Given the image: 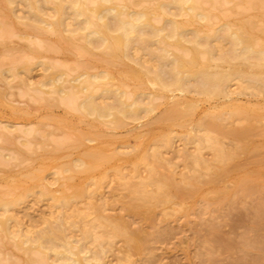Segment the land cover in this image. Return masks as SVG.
I'll return each instance as SVG.
<instances>
[{"label": "rangeland", "instance_id": "obj_1", "mask_svg": "<svg viewBox=\"0 0 264 264\" xmlns=\"http://www.w3.org/2000/svg\"><path fill=\"white\" fill-rule=\"evenodd\" d=\"M135 1L147 5L160 0ZM246 1L250 3V7ZM200 2L203 7H209L215 13L211 16L212 18L210 17L211 19H208V24L212 26H217L225 19L232 20L244 15L255 14L251 16L254 26L264 27V15L260 18L256 17L264 11V0H245L247 6H244L245 3H241L244 2L243 0H200ZM20 12L19 10L18 13L20 14ZM21 26H16V29L12 27L13 33L7 32L8 35L3 34L1 35L3 37L0 36L2 38L0 40L1 68H6L9 63H15L17 58L24 57L26 53L29 61H33L31 70L26 69L25 71V69L20 68L14 77L13 75L10 76V73L5 69L6 72H2L3 78L0 79V132H6L12 138L11 144L2 143L3 147L0 146V191L6 189L9 184L15 185L14 192L22 191L23 187H27L24 190L23 197L11 203L12 205H7L10 214L6 217V221L8 225L14 228L10 227L12 230L24 227L23 231L25 233L27 231L30 238L40 237L45 245L57 241L55 245H59V249L62 247L64 237L65 239L70 237L72 239L69 240L74 241L77 236L76 239L80 238L79 242L82 243L80 247L85 250V255L91 259L89 260L90 264L96 262L92 260L94 257L99 258L98 264H110L111 262L112 264H264V253H262L264 252V244H262L264 241H262V245H258L260 248L258 246L257 249L248 248L249 251L244 250L241 245L243 237H252V235H255L254 232L260 230H252L257 225V220L259 221L261 218V220H264V214H258L255 210V205L264 202V130L261 131V129H264V85L260 81L245 80L242 83L240 80L234 79L235 81H231L232 84L229 88L231 87L230 89L233 91L231 93L233 95H230L235 101L241 102V104L248 103L250 106L257 104L255 107H263V111L258 110V115L250 119V122L242 118L246 114L243 111L241 112L242 115L229 117L230 120L228 117L227 120L226 118L222 119L224 120L222 124L226 123L225 121H232L236 128L254 123L253 125L257 129L247 135V137H250L249 139L238 140L230 136L227 137L228 135L223 134L217 128L211 129L209 127L210 131L208 133L202 130L204 124H201V122L208 119L204 116L209 111L204 107L208 108L210 103L217 102L216 100L219 101L222 97H217V99L214 97L208 99L209 101L204 99L205 101H203L200 97V99L196 97L199 95L194 97L195 94L190 93L182 94L183 97L185 96L184 98L181 94L178 97H168V99L165 97L166 102L163 100L164 97L159 99L155 96V99L152 98L151 102H155L156 104H152L159 107L157 108L154 105V112L152 110L151 114L150 112L147 114L141 112L135 118L127 116L122 119V122H119L120 124L123 123L122 125L119 123L117 125L114 122L109 124L110 120L98 118L95 121L96 118L92 120L91 116V118L81 116L82 113L76 108L75 104L82 98L80 96L82 93H79L77 100H75V97L74 101H68L58 96L57 93H46V91L40 93V91L32 90L31 87L35 85L38 77L41 78V74L46 71L44 65L35 63L37 58L31 57V51L37 53L40 60H50L56 65V70L55 68L53 70H65L67 79L79 72L94 71L99 69L100 66L99 68L90 67L87 55L83 54L81 50H77L78 48L73 47V45H69L67 50L61 52L54 48V45L51 46L50 35H36L31 30L28 31L29 29L25 30L27 27ZM19 27L22 28L20 30L22 31L21 36ZM257 27L256 29H258ZM39 37L43 39H39ZM11 58H15V61L12 62ZM75 63L77 67L73 65ZM113 68L115 72H119L118 69H115V66ZM4 74H8L6 77L10 80ZM22 74L25 77L27 75L26 79L25 77L22 78L23 81L20 78ZM19 79L21 82H18ZM130 81L128 82L131 83L132 81ZM23 82L28 83L25 85ZM64 82H66L65 85L69 84L67 83L68 80ZM251 82L253 83L251 84ZM153 87V85L150 88L149 84L145 85L143 93L147 91L155 92L156 87L158 89V86H155V89ZM125 88L129 90L130 86L125 85ZM174 92L179 91L175 90ZM141 93L140 95L144 97L148 94L142 93V95ZM129 95L125 98L127 101L133 96ZM165 95H171V92L167 91ZM190 98H196L198 102L200 100V106L196 102L199 107L196 105L195 109H189V111H186L182 106L179 110L180 114L176 113L170 120L166 118L168 117L166 116V109L170 107L169 105L172 102L179 100L182 105L186 99ZM140 99L147 101V98L140 97ZM182 111H184V114H181ZM223 115L227 116V114ZM207 116L209 115L207 114ZM234 120L235 122H233ZM108 124L110 127L107 126ZM5 125L10 126L13 130L6 131ZM1 141L2 138L0 137ZM245 141L247 147L242 149L239 145ZM91 146L101 147L111 157L103 162L99 158L98 160L91 159L93 162L90 160V165L93 164V166L91 165L90 169L84 170L80 167L77 169L75 162H73L78 161L75 160V157L81 156V152L83 153ZM217 147H221L223 152L227 153L229 150L234 151L232 158H226L227 155L221 158L222 160L217 158L214 153L217 151ZM17 150L21 151L22 154H17ZM136 151L138 157L143 156L137 158ZM127 154H131L130 157L134 160H127ZM159 155L162 158L156 160V156ZM195 155L202 156L200 158H203V162L200 160L198 163H194L192 158ZM150 162L155 163V176L159 177L163 173L161 175L168 177V179H165L164 187L161 184V189L165 190L167 188L169 192H174V195L170 201L151 203L148 208H139L136 215H134L135 213L131 215L128 210L122 207V205L128 204L129 196H127V190H125L122 180L117 175L118 169L121 168L122 173L129 176L133 170L144 176L148 173ZM221 166H229L230 170L218 175L221 176L219 178L216 176L215 183L213 182L214 172L212 171H217ZM38 167H41V170ZM36 168L42 177L38 185L27 178V174ZM65 168H69L70 172H68L69 170L66 171ZM248 170V173H251L254 178H248L244 182L235 180L238 184L235 183L234 179H237L238 175H242L243 172L246 173ZM182 172L198 175L200 181L197 185L198 188H195L194 185L189 187V184L182 180ZM68 174L71 175L70 178H66ZM174 178L180 186V191L177 189L178 184H173L176 182ZM76 184L82 185L87 192H91V199L99 206L85 205L78 198H72V190ZM150 185H152L149 186L152 189L157 188L155 184ZM61 189H65L66 193L72 196H70L72 200L69 198L70 201L75 202L74 199L76 198V201L78 200L75 202L77 205H71L72 208H68V205H58L59 201L51 200V196L59 194L58 192ZM226 189L234 190L236 197L234 196L232 200L228 201L223 196ZM47 193L48 195H45ZM7 197L11 198V195ZM52 201L53 204L56 202L57 205H52ZM101 206H104V208H101ZM118 206H120V209ZM186 206L188 207L186 208ZM190 206L191 208H189ZM0 208V212H3V208ZM99 209L100 212L98 211L99 214H97L96 212ZM103 210L107 215L109 214L110 220L118 215L121 218L124 217L125 219H123L127 220L128 223V231H133L134 228L138 230L136 237L139 236L137 238L139 240H135L136 237L129 240L124 234H116L119 231V228L117 229L118 225L113 223L116 228L114 229L112 220L108 219L109 217L106 222L104 220L106 213L103 215ZM256 215H259V217ZM98 216L99 219H96ZM88 224L91 225H89V228H94V231L90 228L93 231H91L92 233L89 232L90 230L84 233L88 228ZM50 229L52 239L49 240L47 232L50 233ZM52 229L53 231L56 230L54 235ZM82 230L84 231L82 232ZM93 235L97 236L94 237ZM133 242L134 244L137 242L140 244L137 247L138 249ZM28 253L30 254L28 255ZM79 254L81 255L82 252ZM40 256V254L35 255V252H24L20 248L18 249L12 237L0 234V264H38L39 262L40 264H46V261L47 264H50V261H48L50 259H57L54 263L60 264V262H63L57 258L54 252L52 254V251H50V259Z\"/></svg>", "mask_w": 264, "mask_h": 264}, {"label": "bare ground", "instance_id": "obj_2", "mask_svg": "<svg viewBox=\"0 0 264 264\" xmlns=\"http://www.w3.org/2000/svg\"><path fill=\"white\" fill-rule=\"evenodd\" d=\"M130 1L128 0H0V36L3 34L8 35L7 32L13 33L14 30L12 29V27L15 28L16 26L23 25L25 28L27 27L25 30L29 29L28 31L31 30V32H34L36 35L37 34L48 35V36L50 35L51 46L54 45L53 47L56 48L57 50L64 52L65 50H67L69 45H73V47L78 48L77 50H81L83 54L87 55L90 67L94 66L99 68L100 66L99 69H95L94 71L79 72L73 75L71 78L67 79L65 70L55 71L56 65L50 62V60H40L38 58V54L31 51L32 53L31 57L37 58V62L35 61V63L44 65L46 71V72L43 71L45 73L41 74L42 76L41 78L38 77V80L35 82V85L31 87L32 90H36L37 92L40 91V93L45 91L46 93L48 92H53V94L57 93V95L59 94L58 96L68 101H74L75 97H76L75 100H77L79 93H82V95H80L82 96V98L78 100L75 105L76 108L82 113L79 114H81V116H84L85 118L87 116L89 117L91 116L92 118L91 117L90 118L92 120L96 118L95 121L98 118L101 120H110L111 122L109 121V124L114 122L115 124L119 125L120 124L119 122H122V119L123 118L125 119V117L127 116H132L133 118H135L138 117L139 113L141 114V112H144L146 114L150 112L151 114L152 113L151 110L152 111L155 110L154 105L156 103L151 102L152 98L155 99L154 98L155 96L156 98L158 97L159 99L161 97L164 98L166 97L168 99V97L170 98L174 96L178 97L179 94H181V96L183 97L182 94L185 95L186 93H190V94H195L194 97L196 95H199L196 97H198V99L200 98L203 99V101H205L204 99H207L206 101H209L208 99L214 97H216V99L217 97H222L220 99L225 98L226 100H220L218 98L219 101L216 100L217 102H214L212 99L214 103L212 102L209 104V106L207 105L208 108L204 107L207 110H209L207 113L209 116H207V114L206 116H204L207 117L208 119L205 121L202 120L201 124H204L202 130L208 133L210 131V128L211 129L217 128L221 130L223 134L228 135L227 137L230 136L233 137V139L236 138L238 140H244L246 138L249 139L250 137H247V135L255 131V129H257L253 125L254 123L252 124L244 123L246 125L244 126L241 125L242 127L236 128V126L233 125L234 123H232V121H228V122L225 121L226 123L222 124V121H224L222 119L226 118L227 120V117L229 118L232 116H238V114L242 115L241 112L243 111V113L246 114L243 115L242 118L247 119L250 122V119L258 115L259 112L258 110H262L263 108L260 106L255 107L257 104H255V106L252 105L250 106V104L248 103H245L248 105L241 104V102L238 103L237 101H235L233 97H231V95H233L231 94L233 91L230 89L231 87L229 88V86H231L230 84H232L231 81L234 79L238 81L240 80L242 83L245 80L247 81L257 80L264 85V27L261 26L257 27L255 25L258 28L256 29L251 19V16H254L255 14L244 15L232 20L225 19L222 22L218 23L217 26L216 25L212 26L211 24H208V19L211 16L215 15V13L211 10V8L209 9V7L208 8L203 7L201 5L202 3L200 2V0H160L153 4H147V5L141 4L140 2H137L135 0L131 2ZM243 1L244 2L241 3L242 4L245 3L244 6H247L249 2L246 1L247 2L246 4L245 0ZM249 5L250 3L248 4V6ZM19 10L21 11L20 14L18 13ZM262 15H264V11H262V13H260L259 16L256 15V17L260 18L262 17ZM21 29L22 28H20L19 31ZM20 33L22 34V31H20L19 34ZM39 39H43V38L39 37ZM0 40H2V38H0ZM26 55L27 53L24 55V57L17 58L18 60L16 59L15 63L13 62L15 58L14 59L11 58L10 60L13 62V64L9 63V65L6 68H1L2 65L1 62L0 79L3 78L2 72L4 71L5 73L6 72L5 69L7 70L8 73H10V76L17 75V72L18 70H20V68L25 69V71L26 69L31 70L30 68L33 64V61L32 62L31 60L29 61V57H27L28 55L27 56ZM73 65H76V63ZM114 66L116 70L118 69L119 71L118 73L113 70ZM54 68L55 70H53ZM6 75L8 74H4L5 77ZM22 76L23 74L20 76L21 80L22 78L25 77ZM21 80L19 79L18 82H21ZM67 80H68L67 83L69 84L65 85L66 82L64 81ZM128 81H130L131 83H129ZM23 83L25 84V82ZM27 83L28 82H26L25 85H27ZM242 83L241 85H243ZM252 83L253 82H251V84ZM148 84H149V88L150 86L153 85L154 87L158 86V89L156 87L155 92L153 91L148 92L147 90H145L147 92L143 93L144 86ZM248 84L251 86L250 83ZM125 85L130 86L129 90L125 88ZM26 87L28 88V86ZM175 90L179 92L176 93L174 92ZM167 91H170L171 95H165V92L167 94ZM138 92L139 95L140 92H142L143 94L148 93L147 96L145 97L140 95V97H143L144 99L147 98V101H142L141 100L142 98L140 99ZM129 94L133 96L129 101H127L125 98ZM35 97L37 98V95ZM164 98H163L164 101L167 100L166 98L165 99ZM111 99L112 101H110ZM196 102H198L196 98L195 99L190 98L188 100L186 99L182 103V105L179 100L172 102L173 104L171 103L172 105L170 104L169 105L170 107L166 109L167 110L166 116H168L166 118L170 120V118L173 115L175 116L176 113L180 114L179 110L180 107L182 106L186 109V111H189V109H193L194 107L196 108L197 105ZM199 102L198 104L200 106L201 102L200 103ZM158 103L160 104L159 101ZM155 106L157 107V105ZM184 111H182L183 113L181 114H184ZM223 114H227V116H224ZM166 118L164 117V119ZM101 120L98 121L100 122ZM233 122H235V120ZM109 124L107 125L108 127H110ZM4 127L6 131L13 130L8 125H5ZM263 130L264 129H261L262 132ZM0 137L2 138V141L0 142L1 147H3L2 143L4 144L12 143V138L8 136L6 132L2 133L1 131ZM235 144L238 145V143L236 142ZM239 146H241L242 149L246 148L247 147L246 141ZM136 148L135 150H137ZM141 150L144 151L143 149ZM16 152L17 154H22L21 151L17 150ZM233 152L234 151L231 150H229L228 153L223 152V149H221V147H217V151H215L214 153L217 158L221 159L227 155L226 158L230 159V157L234 154ZM81 154H82L81 156H78L77 158L75 157V160L78 161H73V162H75L74 164H76V166L75 165L74 166L77 167V169L78 167H80L81 169L84 170L88 169L91 165L93 166V164L90 165L91 159L98 160L99 158L100 161L103 162L111 157L110 154H107L106 152L103 151L101 147H97V146H91L83 153L81 152ZM137 154L138 152L136 151V156ZM130 155L131 154H127L126 159L131 161L134 160L133 158L130 157ZM132 157L134 156L132 155ZM139 157L137 156V158ZM200 157L199 155H195L192 158L194 160V163H198L200 160H202L203 162V158ZM160 158L162 157L159 155L156 156L155 159L158 160ZM154 164L153 162H150L148 164L149 170H147L148 173L144 176L140 175L134 170L132 171V174L129 176L125 173H122L120 167H119L120 169H118L119 171L117 175L119 179L122 180L125 190H127L126 192L127 196H129V201H127L128 204L127 205L125 204L126 206L122 205V207L123 209L128 210L131 213V215L134 213H135L134 215H136L138 213L139 208H144V209L148 208V206L151 203H157L159 201L164 202L168 200L170 201L174 195V192L173 193L169 192L167 188H165V190L161 189V184L162 185L165 184L166 183L165 179H168V177L161 175L163 173H161L159 177L155 176L154 174L156 173H155ZM229 166H223V167L221 166L217 171H212L214 172L213 182H215L214 180L216 176L221 175L226 171L229 172L230 170L228 168ZM38 168L39 170H41V167ZM39 170L36 168L35 170H32L31 172H29V174H27L28 175L27 178L37 183V185L40 179L42 180ZM65 170L66 171L69 170L68 172H70L69 168L68 169L65 168ZM188 172L181 173L182 180L188 183L189 187L190 185L191 186L194 185L195 188H198L197 185L200 183V181L198 180V175H193L190 173L188 174ZM248 172L249 170L246 173L243 172L242 175H238V178L234 179V181L237 180V182L238 181L244 182L246 179L248 180V178L249 179L252 177L254 178V176ZM70 177L71 175L69 174L68 176H66V178H70ZM219 177L221 176H218V178ZM168 182L170 181L168 180ZM237 182L235 181V183ZM150 184H155L157 188L152 189L151 187H149L152 186ZM173 184H178V182L176 181ZM14 187H15L14 184H9L7 185L6 189L0 191V207L3 208L2 209L3 212H0L1 215L0 234L7 237H12L16 247L18 249L20 248L24 252H31V253L35 252V255L40 254L41 255L40 257H46L47 259H50V251H52V254L54 252L57 258L63 261L62 263L60 262V264H90L91 262L89 260L91 259L85 255V250H83L80 247L81 246L80 244L82 243L79 242L80 238L76 239L77 236L75 237V239L73 238L74 241H70L69 239H72L70 237L69 238L66 237V239L64 237L62 241L63 243L61 244L62 247L61 249H59L60 246L55 245L57 241L55 242L52 240L55 243L50 245H45L43 243V240L40 239V237L35 236V238H30L29 237L30 235L29 236L27 235L28 234L27 231L26 233L25 231H23L24 227L21 228L20 226L21 229L12 230L13 227L11 225H8L6 221V217L10 214L9 213L10 211H8L7 209V205H12L11 203L23 197V195L25 194L24 190L27 189V187H23L22 191L14 192L15 191ZM84 188L82 185L76 184L72 190L73 197L67 194L65 189H61L59 190L60 192H58L59 194L57 195L53 194L51 196V200L53 199L56 202L59 201L60 203H58V205H68V208H72L71 205H77V203H75L78 201V200L76 201V198H78L80 201H83L85 205L99 206L98 203L95 204V202H93V200L91 199L92 197L91 192H87ZM153 188L155 187L153 186ZM179 188L180 186L177 189ZM245 191L248 192L247 190ZM55 192L57 193V190ZM235 194L236 192L234 190L226 189L223 196L229 201L233 199ZM8 195H11V198H8L7 197ZM45 195H48V193ZM70 196L72 198L76 197L74 199L75 202L70 201V199L72 200ZM56 202H54L53 204L52 201L51 203L52 205L56 206L57 205ZM120 206H118L119 209ZM255 206H256L255 210L258 214L261 213L264 214V202H259L258 205ZM187 207L188 206H186V208ZM101 208H104V206L103 207L101 206ZM189 208H191V206ZM98 211L100 212V209L97 210L96 212L97 214H99ZM104 213L106 212H104L103 210V215H105ZM108 215L107 213L105 215L106 218L104 220L106 222H107V218L109 217ZM257 217H259V215ZM110 218L111 217H109L108 219L110 220ZM123 218L119 217V215L117 217L115 216L113 219H111L112 226L113 223L115 225L117 224L118 225L117 229L119 228L118 229L119 231L116 234H122V235L124 234V236H126L127 239L133 240L136 237L138 230H135L134 228L132 229L133 231L129 230L131 232L130 233L127 229V224H128L127 220H124L125 218L124 219ZM96 219H99V216L98 218L96 217ZM261 219L259 221L257 220L256 222L257 225L252 229L254 231H257V229L260 230L257 231L256 233L254 232L255 235L251 234L252 237L251 236L243 237V241L241 245L244 248V250L249 251L248 248L257 249L259 247L258 246L259 244L260 245L264 244L262 243V241H264V220ZM89 225L90 224L87 225L88 228ZM115 225L113 226L114 229H116ZM88 228L85 231L82 230V232L84 231V233H86L87 231L90 230L91 227L89 229ZM91 229L93 230L94 228ZM92 230H90L89 232H91ZM55 231H53L52 229L53 235ZM94 234H96V232H94ZM47 236L49 240L52 239V237H50L51 229H50V233L47 232ZM93 236L95 237L97 235H93ZM138 237H136L135 240ZM138 240L139 239H137V241ZM141 244L143 245V243ZM139 245L140 244L138 242L134 244L136 248L139 247ZM74 247L76 248L74 249ZM81 252L82 254L80 255L79 253ZM256 252L258 251L256 250ZM29 254L30 253H28V255ZM27 257L29 258V256ZM56 260L57 259H50L48 261H50V264H59V263H54L56 262ZM92 260H94V262L96 261L95 263L97 264L99 263V258L97 257H94ZM38 264H40V262ZM110 264H112V262Z\"/></svg>", "mask_w": 264, "mask_h": 264}]
</instances>
